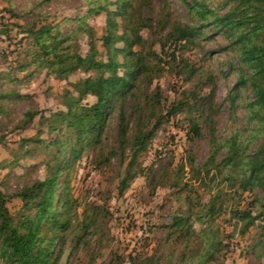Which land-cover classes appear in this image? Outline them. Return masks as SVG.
Segmentation results:
<instances>
[{"label": "rangeland", "instance_id": "1", "mask_svg": "<svg viewBox=\"0 0 264 264\" xmlns=\"http://www.w3.org/2000/svg\"><path fill=\"white\" fill-rule=\"evenodd\" d=\"M167 1L173 15L186 20L181 0ZM224 1L205 0L221 12L225 11L220 7ZM85 2L54 0L38 4V0H0V94H21L0 101V192L15 222L23 211L17 193L45 179L48 166L59 160L55 159V147L50 144L57 133L50 132L49 126L55 123L57 113L65 110L64 104L71 98L67 92L78 98L75 84L91 74L78 70L60 79L49 74L46 67L27 63L31 38L23 28L33 22L39 28L63 18L73 22L74 18L84 17L96 36L101 37L106 14L86 16ZM152 2L154 24L163 14L162 0ZM31 8L32 13L25 16ZM40 13L45 17L40 18ZM141 14L149 16L146 10ZM69 29L63 26L64 31ZM209 33L205 31L206 35ZM141 34L150 46L154 40L151 30L143 28ZM222 42V36H216L214 41L201 40L200 47L167 46L160 54L162 62L157 70L138 82L136 92L125 102V113L130 118L128 136L138 116L147 122L149 129L155 124L156 127L146 149L136 155L135 161L131 163V142L122 148L117 143V108L108 117L104 135L103 149L108 161L95 157L94 146L75 161H62L57 195L64 192L71 203L66 217L69 228L62 230L53 243L51 264H264V180L242 190L239 180L234 179L235 173L228 169L210 168L206 173L203 168L211 149L213 127L218 140L236 130L242 131L241 136L246 134L242 108L230 115L226 101L235 73H222L227 61L224 53H214L212 59L205 55L208 50L217 52ZM69 45L70 53L84 56L88 52L86 36L71 40ZM97 48L102 52L100 41ZM153 50L161 52L158 43ZM184 65L187 69L182 72L179 66ZM191 67L195 69L193 75L188 73ZM205 71L212 72L216 82L214 117L206 122L204 115L200 118L194 109L191 113L168 114L172 104L184 99L185 92L198 90L200 74ZM156 86L157 115H162L158 122L155 118L148 121L145 106V95ZM209 88L204 85L198 91L206 95ZM248 95L247 90L241 93L242 99ZM95 101L92 95L81 99L82 104ZM29 110H36V115L24 128H16L27 120L25 113ZM190 116L199 121V137H191L189 133ZM261 140V136H254L246 146V154L253 153ZM223 153L220 151L215 164ZM231 173L233 178L229 181ZM128 174L132 177L125 179ZM216 194L220 199L209 215L208 206ZM235 211L249 213L254 220L247 224V218H237ZM180 218L185 223L174 226L175 219Z\"/></svg>", "mask_w": 264, "mask_h": 264}, {"label": "trees", "instance_id": "2", "mask_svg": "<svg viewBox=\"0 0 264 264\" xmlns=\"http://www.w3.org/2000/svg\"><path fill=\"white\" fill-rule=\"evenodd\" d=\"M52 1L38 0V4ZM181 2L186 9V20L174 16L168 1L162 0L163 14L153 24L151 18L155 7L152 0H86V16L102 12L106 14V25L101 37L96 36L95 30L85 22L84 17L74 18L73 22L63 18L60 22L46 23L39 28H35V22L24 26L23 31L31 38L27 46V63L46 67L49 74L60 79L78 70L91 74L75 84L78 98L67 92L71 98L65 102V110L59 111L55 123L49 126L50 132L57 133L50 144L55 147V159L59 160L53 166H48L45 179L17 193L23 211L16 222L0 192V264H51L53 243L62 230L69 228L66 217L71 203L64 192L57 195L62 161H75L92 146L98 160H109V156L104 154L103 144L108 117L114 108L118 110L117 143L122 148L131 142V163L137 154L146 149L156 124L149 129L147 122L138 116L133 132L128 136L130 118L125 113V102L134 95L141 78L157 70L162 62L160 54L164 53L167 46L200 47L201 40L214 41L216 36H222L223 42L219 44L217 52L208 50L205 55L212 59L216 55L214 53H224L227 61L224 64L226 70H221L222 73H235L236 79L227 93L226 101L229 103L230 115L242 108L246 117V134L241 136L242 131L236 130L229 137L218 140L213 127L210 131L211 149L204 163V172L208 173L210 168L220 171L226 168L235 173L234 179L239 180L242 190L260 185L264 180V0H225L220 6L224 12L208 5L205 0ZM110 5L113 9L109 8ZM144 10L148 17H142ZM32 11V8L26 11L25 16ZM40 15V18L45 17L43 13ZM63 26H69L70 29L64 31ZM143 28L150 29L153 34L154 40L150 46H147L148 42L141 34ZM205 31L210 33L206 35ZM82 35L88 39V52L84 56L77 52L70 53L69 42ZM98 41L102 52L97 48ZM155 43L159 44L160 53L153 50ZM179 67L182 72L187 69L186 65ZM194 71L191 67L188 73L193 75ZM200 77L197 89L201 90L207 85L210 87L208 94L201 95L195 89L187 91L184 99L171 105L168 114L191 113L194 109L200 118L204 115L206 122L214 117L215 77L209 71L202 72ZM243 90L250 93L245 99L241 96ZM158 93L159 87L156 86L154 91L145 95L148 121L155 118L158 122L157 118H162L161 114L157 115ZM86 95H92L96 101L82 104L81 99ZM11 96L19 97L21 94H0V101ZM35 115L36 110H29L25 113L27 120L20 122L16 128H24ZM188 121L191 137L201 136L198 119L190 116ZM257 135L262 140L253 153L246 154V146ZM222 150L223 156L215 164ZM128 175L125 179L132 177ZM228 178L230 181L233 174ZM121 184L124 188L125 182ZM219 199V194L211 199L209 215L216 210L214 204ZM233 214L237 218H247V224L254 220L246 212L235 211ZM181 223H185V220L175 219L173 225L179 226ZM49 233L53 235L48 236Z\"/></svg>", "mask_w": 264, "mask_h": 264}]
</instances>
